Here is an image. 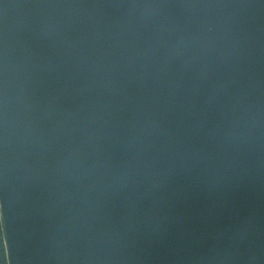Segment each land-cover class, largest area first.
<instances>
[{
    "label": "water",
    "instance_id": "95a60500",
    "mask_svg": "<svg viewBox=\"0 0 264 264\" xmlns=\"http://www.w3.org/2000/svg\"><path fill=\"white\" fill-rule=\"evenodd\" d=\"M7 264H264V0H0Z\"/></svg>",
    "mask_w": 264,
    "mask_h": 264
},
{
    "label": "trees",
    "instance_id": "16d2710c",
    "mask_svg": "<svg viewBox=\"0 0 264 264\" xmlns=\"http://www.w3.org/2000/svg\"><path fill=\"white\" fill-rule=\"evenodd\" d=\"M0 264H7L6 253H5L1 230H0Z\"/></svg>",
    "mask_w": 264,
    "mask_h": 264
},
{
    "label": "snow or ice",
    "instance_id": "6c2138e0",
    "mask_svg": "<svg viewBox=\"0 0 264 264\" xmlns=\"http://www.w3.org/2000/svg\"><path fill=\"white\" fill-rule=\"evenodd\" d=\"M0 230H3V227L2 226H0Z\"/></svg>",
    "mask_w": 264,
    "mask_h": 264
}]
</instances>
